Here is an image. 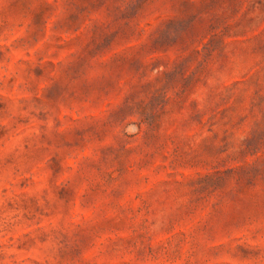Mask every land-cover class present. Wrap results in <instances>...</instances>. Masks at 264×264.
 <instances>
[{"label":"rangeland","instance_id":"obj_1","mask_svg":"<svg viewBox=\"0 0 264 264\" xmlns=\"http://www.w3.org/2000/svg\"><path fill=\"white\" fill-rule=\"evenodd\" d=\"M0 264H264V0H0Z\"/></svg>","mask_w":264,"mask_h":264}]
</instances>
